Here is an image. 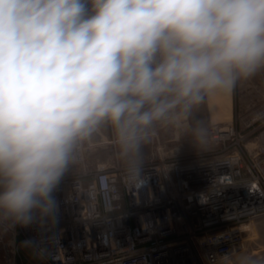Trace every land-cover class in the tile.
<instances>
[{
  "label": "clouds",
  "instance_id": "9594fccd",
  "mask_svg": "<svg viewBox=\"0 0 264 264\" xmlns=\"http://www.w3.org/2000/svg\"><path fill=\"white\" fill-rule=\"evenodd\" d=\"M262 68L264 0H0V234L58 222L59 185L101 124L139 158L144 130L181 114L199 133L206 97Z\"/></svg>",
  "mask_w": 264,
  "mask_h": 264
},
{
  "label": "built area",
  "instance_id": "2783aa9c",
  "mask_svg": "<svg viewBox=\"0 0 264 264\" xmlns=\"http://www.w3.org/2000/svg\"><path fill=\"white\" fill-rule=\"evenodd\" d=\"M184 122L172 114L144 130L139 158L108 122L80 142L56 192L58 222L17 227L35 256L43 264H220L226 251H245L248 228L264 220V117L240 133L216 128L196 154L174 146Z\"/></svg>",
  "mask_w": 264,
  "mask_h": 264
},
{
  "label": "rangeland",
  "instance_id": "374dc122",
  "mask_svg": "<svg viewBox=\"0 0 264 264\" xmlns=\"http://www.w3.org/2000/svg\"><path fill=\"white\" fill-rule=\"evenodd\" d=\"M263 111L264 68L254 76L240 80L233 91L206 97L198 113L202 120V131L194 133L185 117L184 124L176 131L182 143H175L174 146L179 145L186 154L205 152L212 145V133L216 128L233 124L236 132L240 133L250 120L256 118L257 113ZM174 130L176 129L171 132ZM196 135L200 138L199 145L194 140ZM248 230L251 233L248 236L246 251L241 254L264 258V220L254 222ZM22 241L24 239L19 235L18 228L15 232L0 234V264H43L30 248L21 247Z\"/></svg>",
  "mask_w": 264,
  "mask_h": 264
},
{
  "label": "bare ground",
  "instance_id": "6f19581e",
  "mask_svg": "<svg viewBox=\"0 0 264 264\" xmlns=\"http://www.w3.org/2000/svg\"><path fill=\"white\" fill-rule=\"evenodd\" d=\"M250 228H251V227H250ZM248 229H249V228H248ZM245 251H246V250H245ZM245 251H243V252H245ZM243 252H241V253H243ZM241 253H240V254H241Z\"/></svg>",
  "mask_w": 264,
  "mask_h": 264
},
{
  "label": "crops",
  "instance_id": "0c3cea01",
  "mask_svg": "<svg viewBox=\"0 0 264 264\" xmlns=\"http://www.w3.org/2000/svg\"><path fill=\"white\" fill-rule=\"evenodd\" d=\"M231 106V105H230ZM263 113H264V111H263Z\"/></svg>",
  "mask_w": 264,
  "mask_h": 264
}]
</instances>
